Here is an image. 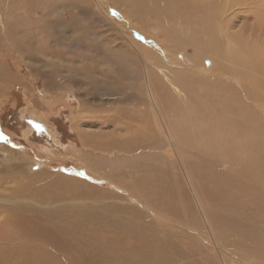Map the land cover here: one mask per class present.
Here are the masks:
<instances>
[{
	"label": "rangeland",
	"instance_id": "obj_1",
	"mask_svg": "<svg viewBox=\"0 0 264 264\" xmlns=\"http://www.w3.org/2000/svg\"><path fill=\"white\" fill-rule=\"evenodd\" d=\"M109 1L107 7L114 11L116 8L114 2ZM246 1L225 0L227 7L224 3L219 6L216 0H209L207 3L211 9L209 11L211 15L215 14L210 19L212 22L210 21L211 30L209 31L212 38H210L209 50L206 49V52H203L206 54L209 52L205 54V57L202 54V45L199 50L197 48L199 44L191 45L192 36H186L185 31L184 35L180 33L181 25L172 27V30H179L177 46L170 48L177 53L166 51L168 49L164 44H162L163 55L158 53L163 62L164 57L167 56L168 60L163 63L164 66L169 64L167 68L170 67L173 71L183 74L182 78L186 82L179 80L180 85L184 87L185 84L188 85L187 92H190L188 105L180 104V100L176 101L174 97L171 101L165 102L164 109L173 113L174 108L178 117L181 118L179 119L188 126L185 127L189 131L181 136L187 141L186 144L181 138L182 147L184 153L190 157L192 173L199 186L198 193L203 200L208 219L210 222L213 221L212 224L219 226V231L218 226H215L216 233L218 236L222 235L223 244L229 249H235L232 239H236L238 243L243 241V244H240L241 248L245 247L244 243L248 246L264 244V9L260 6L264 0H250L248 4ZM13 3H17V6L14 4L15 7L12 8ZM79 3L81 4L78 6L74 4L72 7L67 0H12V4L11 0H0V8L8 10L7 12L14 17L18 16L21 19V12H26L32 27V31H26L25 35L27 37L24 44H27L28 48L25 45L13 47L12 50L7 49V42L4 40L5 47L0 50V61L9 64V74L15 79V82L5 91L0 90V194L17 196L13 195L11 198L16 199H9L7 202L0 200V264H170L172 250L178 255L180 252L181 255L190 254L191 264L195 261L203 264H212L215 260L218 262L216 253L209 247L207 249L203 246L206 242L202 245L197 237H189L187 233L190 234L191 231L182 234L171 228L174 231L173 234L170 229L159 228L158 223L147 213L148 211L138 205L140 202L146 207L145 209H155V214L165 213L167 217L173 219L172 221L191 225L196 233L200 232L207 238L209 236L205 228L206 224L201 220L202 215H200L196 198L193 197L194 194L190 188L185 185L183 180L185 178L181 177L182 170L179 172L176 166L172 168L168 159L163 158V161L160 156L158 158L165 166L155 171H151L154 167L150 168L151 166L145 165L142 160H135V164H130L131 156L138 155L133 141L130 142L132 150L125 151L127 153L122 151L123 154L119 155L112 154L111 144L114 142L118 144L116 134H113L116 132L113 129L118 128L115 127V123L114 126H110L111 123L105 125L102 123L104 121L99 116L107 108L106 106L104 108L103 104L97 100L106 101L115 93L109 88L117 86L106 85L103 75L101 78L97 76V73H101L97 67H101L102 62L94 64L91 73L76 68L72 69V72L67 71L69 67L65 65L78 62L76 55L73 54L78 50L90 52L101 60L110 56L116 62L121 59L118 58L119 52L115 49L114 52L110 48H114L118 41L108 40L102 45L100 41L95 44L83 41L80 46H77L73 41L75 36L72 31L82 25L86 27L89 24V29L88 26L86 29L90 32V38H94L98 32L102 39L104 36L111 35L110 32L103 30L104 24L96 20L93 1L86 0ZM122 4L124 10L128 7L130 12L142 8L138 0H122ZM75 5L81 9L80 13ZM50 7L54 9L51 19L44 10ZM60 10H63L62 14L66 22H70L68 24H72L70 26L74 29L71 30L69 27V31H64L65 29L53 27L51 33L58 32L63 36L57 40L49 39L44 44L42 41L45 37L37 35L42 31H38L41 23H33L31 19L54 20L56 25L59 15L56 13H60ZM131 13L133 14L129 16L130 19L134 18L133 15L138 17L140 11ZM221 14L224 16L221 17ZM23 20L24 18L21 19L22 23ZM74 21L77 22L72 23ZM219 21L222 23L219 24ZM135 23L140 22L137 20ZM47 24L52 25V23ZM217 24L220 27H217ZM76 25H78L77 28ZM215 28L216 31H214ZM124 32L126 37L134 36L133 40L139 43L149 42L154 46L157 44L153 38L141 31H136L138 34L134 35L133 31L124 28ZM147 33L156 35V32L152 33L149 30ZM160 36V40L165 42L162 35ZM180 38L187 39L190 46L185 49V42H180ZM22 39L20 40L23 41ZM28 39H32L33 45ZM219 45H222L221 48ZM29 47L34 52L28 53L29 50L31 51ZM54 51L57 57H53ZM9 52L12 54L10 55ZM51 56L54 58L52 62L57 63L60 59L58 63L60 65L63 63L61 66L56 65L59 68L56 71L49 67V65L52 66ZM175 61H179L180 64L177 62L179 65H175ZM122 67H125L124 63ZM198 67L207 69L209 72L205 75L203 72L199 73ZM127 71L124 68L122 72L126 77H128ZM0 78L7 81L5 78ZM109 82L112 84L111 80ZM120 88L128 89L129 87ZM58 93L62 94H60L61 97ZM64 101L69 107L62 104ZM85 108L93 111L92 116L91 112L84 110ZM96 108L97 112H95ZM111 109L114 111L118 109V106ZM84 113L88 115L85 118L82 117ZM171 113L168 114L169 117ZM94 114L96 116H93ZM39 117L42 118L38 119ZM82 119L86 121L83 122ZM94 119H98L97 122ZM131 121L141 125L137 120L131 119ZM127 122L131 124L130 119ZM179 126L183 128L182 125ZM125 132L120 134V137L124 138H121V142L127 140L129 142L133 136L126 135ZM209 133L212 138L209 137ZM152 134H147L143 139L151 143L153 137L150 139L149 135ZM100 145L102 149L98 147ZM103 148L108 150L106 156L100 152L104 150ZM101 155L103 160L100 159ZM80 156H83L82 159H79ZM92 158H95V161ZM124 158L126 163H123ZM106 165L110 168L114 167L109 169ZM175 169L177 173L174 172ZM147 170L149 173H146ZM159 172H163V175L158 174ZM173 172L176 177L172 175ZM99 174L101 175L98 176ZM138 179L139 186L148 190L140 196H144L145 200H138L139 195L130 189L132 181ZM109 182L115 185L114 188L109 186ZM153 187L162 188L157 189L159 197L157 194L155 197L147 196ZM116 189L124 193L130 192L136 197L137 200H134L136 202L114 199L113 192ZM71 208L75 209L74 213L70 212ZM22 209L23 212H20ZM86 213L91 216L94 214L92 225L87 223L77 225L76 235L66 231L67 227L79 222L82 215ZM112 218L120 219L122 226H114L106 220H112ZM39 224H48L49 227L42 228ZM158 231L162 233L154 242L151 239L155 235L151 232ZM258 239H261L260 243L256 241ZM263 252L264 247L263 251H258L261 255ZM214 262L213 264H216Z\"/></svg>",
	"mask_w": 264,
	"mask_h": 264
},
{
	"label": "bare ground",
	"instance_id": "obj_2",
	"mask_svg": "<svg viewBox=\"0 0 264 264\" xmlns=\"http://www.w3.org/2000/svg\"><path fill=\"white\" fill-rule=\"evenodd\" d=\"M67 1H69L70 4H71V5L68 4L69 6L74 7L73 6L74 4H76L78 6L79 4H81L79 2L86 1V0H71V1L70 0H67ZM89 1L90 2L93 1L94 5H95V12H94L95 14H94V16L97 18L96 20L102 22L104 24V27H105V28L103 27L104 28L103 30L105 32H107V33L110 32L111 35L110 36H107V37L104 36V39H102L100 33L98 32V33L95 34V36L92 33L93 34L92 37L94 36V38H90V32L88 30L89 29V24L87 25L88 26V29H86L87 26L85 27V25L84 26L82 25L81 27H78V28H77L78 25H76V28L77 29H74V27H73L74 31H72L73 32V35L75 36L73 38L74 43L77 44V46H80L83 41H87L88 44H95L96 42H99L100 41L101 42V45L104 44L108 40H110L112 42L118 41V44L115 45L114 48H110V49L112 51H114V49H115L116 52H119L118 58H121V59L115 62L113 60V58L109 56V57L104 58V59L101 60L97 56L93 55L90 52H87L85 50H80V51L78 50V51L73 52V54L76 55V58H77V61L78 62H76L75 64L71 62L72 64L65 65V67H67V66L69 67L68 69H66L65 67H63V68H65L67 71L68 70H71V72H72V69L76 68V69H81V70H83L85 72L91 73L92 72V69L94 67V64H98V63L102 62L101 63V67H97L98 71H100L102 74L101 73H97V76L99 78H101L102 75H103L105 81L107 82V83H105L106 85L108 84L110 86H117V87H114V88H109L111 92L114 91L116 94L114 93L113 95H110L109 98L106 101H100L99 99L97 100V102L99 101V103H102L103 104V107L106 106V108H107V109H105V111L102 112L103 114L101 113L100 116L97 113L99 117H102L101 119L104 121L102 123H104V125L111 123L110 126H114V123H115V127L118 128V129H113L116 133H113V131L111 132L113 134H116L115 137L118 140V144H116L112 140V142H114V144H111L112 145L111 146V150H113V153L112 152L111 153L114 154V155H116V154L119 155V154H123V153H121L122 151L125 152L127 150H132V147L130 145V142L133 141V142H135V148H137L138 155L137 156H131V160L132 161L130 162V164H135V162H134L135 160H142L145 165H150L151 166L150 168L154 167V169L151 170L149 168V170H151V171L154 170L155 171L156 169L161 168V167L163 168L165 166V164L158 158L160 156L162 160H163V158L168 159V162L170 163V165L172 166V168L176 166L175 168H177V170H179V172L182 170L181 173L183 174V176H181V177H182V179H183V177L185 178V179H183L185 181V183H186L185 185H187L188 188H190V191L194 195L192 193L191 194L193 195V197L195 196V198H196L195 200L197 201V204L199 206V210H200V213H201L200 215H202L201 220L205 222L204 223V224H206L205 228H207V234L209 236L207 238V237H205V235H202L200 232L199 233L198 232L196 233L195 230H194V228L191 227V225H188V224H185L184 225L183 223L180 224V221H172L173 219H171L170 217H167V215L165 213H163L162 215L160 213L155 214L156 213V211H154L155 209L154 210L153 209L152 210L151 209H145L146 207H144L140 202L138 203V205L140 207L144 208V210L148 211L147 213L151 216V218L154 221H156L158 223V227L159 228L160 227H165V229H170L173 232V234H174V231L171 228H174L178 233L180 232L182 234L191 231L192 233H190V234L187 233L190 238L191 237L192 238L193 237H197L198 242L200 241L202 245H203L204 242H206V245H203V246L206 247V248L209 247L210 250H212L214 253H216V255L218 256V259H219L218 262H216V260H215V262L212 261V264H213V262L216 263V264H264V252H263L262 255L258 253V251H263L264 244H260V245L258 244L257 246H253V245H249L248 246V245H246L244 243V246L245 247L241 248L240 244H243V241H241V242L239 241V243H238V241L236 239H234V240L232 239V241H233L232 244H233V247L235 249H229L227 246H225L223 244V240H222V237H221L222 235L220 233H219L220 234L219 236L217 235V233H216V229L217 228L216 227L218 225L212 224L211 222H213V221L211 220V222H210L209 219H208V216H207V213H206V209L204 208V205H203V202H202L203 200L200 199V195L198 193L199 192L198 191L199 186L195 182V176L192 173V167L193 166L191 167L190 157H189L188 154H185L184 153V148L182 147V143L183 142L181 141V138H182L181 136L186 135L185 133L189 131L186 128L188 126H187V124H185L183 122V120H180L181 118L178 117L177 111L174 108H173V113H171V111H170V113L172 114L171 117H169V115H168L170 113L168 111H166V109H164L165 102L166 101H171V99L174 98V97H175V100L176 101H178V99L180 100L179 101L180 104H186V105H188V103H187L189 101L188 95H189L190 92H187V86L188 85L186 86V84H185V87H184V85H180V83H179V80L182 81V82H186V81H184V78H182V75L183 74H181V73H179L177 71H173L172 69H170V67L167 68L166 66H169V64L166 65V66H164L163 63L164 62L166 63L167 60H168L167 59V56L164 57V59H163L164 62H163L161 60V57L159 56L158 53H161L162 54V52H164L163 51L164 48H162L163 47L162 44H164V46H166V48L168 49L166 51H171L173 53H177V51H174V49L172 51L170 48L173 47V46H175V47L177 46V43H178L177 39L179 38V36H178L177 33L179 32V30H172L173 29L172 27H174V25H177V26L178 25H181L182 28H181V32L180 33L182 35H184V31H185L186 32V36L187 35L189 37L192 36L191 37L193 39L192 42H191V45L192 46L193 45L196 46V45L199 44L197 46V48L199 49V47L202 45L201 46V49L203 50L202 51V54L205 57V54L206 53H203V52H206V49L209 50V43L211 41L210 38H212V36L210 37V31H209V30H211V23H210L211 20L210 19H211V16H213L215 14L214 13L213 15H211V13L209 11V10H211L210 7H208L209 4L207 5V3H209V0H138V3L142 6L141 10H136L135 9V10H133L131 12L140 11V14L138 15V17L135 16V15H133L134 18L131 17V19L129 18V16H132L133 13H131L128 10V7L124 10V7H123L124 5L122 4V0H112L114 2L113 4H115V7H116L114 11L113 10H110L107 7L108 2H110L109 0H89ZM249 1L250 0H247L246 3L248 4ZM224 2H225V0H216V4H218L219 6L223 5ZM210 3H212V2H210ZM11 4H12V0H11ZM14 4L16 5L17 3H13L12 8L15 7ZM216 4H215V6H216ZM224 4L227 5V3H224ZM8 5L10 6V2L8 3ZM63 5H64V3H63ZM77 6H76V9L80 13L81 9H79V7H77ZM260 6L264 9V3H262ZM47 7H49V6H47ZM227 7H228V5H227ZM12 8H11V11H12ZM3 9L0 8V23H1L0 24V50H2L3 47H5L4 40L7 42V45H6L7 49H9V48L11 49V48L16 47V46L17 47H23L25 45L27 47V44H24L25 38L27 37V36L25 37V35L27 33L26 31H32V27L29 24V22H30L29 16L26 14V12H23L22 13L21 12L22 10H20V12H21V14H20L21 19L24 18V20H23L24 22L22 23L21 22V19H19L18 16L17 17H14V16H12L10 14V12L9 13L7 12L8 10H5V9L3 10ZM44 10L48 13L49 18L51 19L52 18L51 17V14H52V11H54V9H51V7H50V8H44ZM62 12H63V10L62 11L60 10V13H56L57 15L59 14L58 15V19H56V25H55L54 20H50L49 21L48 19H41V18L31 19V21L33 23H38V24L41 23L40 28L38 26V29H39L38 31L42 30L41 31L42 33L40 32L42 35H40V33H37V35L39 34L38 37H41V36L42 37L43 36L45 37L43 39V41H42V42H44V44H46L49 41V39L57 40V39H59V37H62L63 36L60 33V32H62L61 30L59 32L60 34H58V32L57 33H51V28L58 27L59 29L61 28L62 30L65 29L64 31H66V30H68V29L71 28L72 24H68L70 22H66V20L64 18V15L62 14ZM222 16H224V15L221 14V17ZM218 17H219V15H218ZM92 19H93V17H92ZM137 20L140 23H138V24L135 23ZM75 22H77V21H74L72 23H75ZM25 23H27V24L25 25ZM47 23H52V25L51 24H47ZM177 23H180V24H177ZM221 23H222V21H221ZM221 23L219 21V24H221ZM218 26L220 27V25L217 24V27ZM124 28H128L131 32L133 31L134 32L133 33L134 35L138 34L136 31L143 32L144 34H146V36H149L150 38H153L156 41V43H157L156 46H154L153 43H149V42H145V44L144 43H141V42L139 43V42L133 40V37L134 36L133 37L130 36L129 38L126 37L125 34H124L125 33L124 32ZM73 29L71 28V30H73ZM36 30H37V28H36ZM148 30H149V32L151 31L152 33L153 32H156V35H149L147 33ZM214 31H216V28H215ZM223 31L225 32V30H223ZM35 33H36V31H35ZM160 35H162V37L166 40L165 42L163 40H160L161 39V36ZM83 37L85 39H83ZM21 38H23L22 39L23 41L20 40ZM139 38H141V37H139ZM29 40L32 41V39H28V41ZM186 40H184V38H182L180 40V42H185V49H186V47L190 46V44H188V42ZM37 41H39V40H37ZM144 41H145V39H144ZM199 41H200V43H199ZM142 42H143V40H142ZM216 44H218V43H216ZM32 45H33V41H32ZM34 45H37V44H34ZM221 46H220V48H221ZM29 48L31 49V51L28 49L29 50L28 53L29 52L32 53V51L34 52V50H32L31 47H29ZM226 49H227V47L225 48V50ZM11 50H8V51H11ZM24 50H26V49H24ZM211 50H214V49H211ZM228 50H230V49H228ZM19 51H21V50H19ZM107 52L109 53V50ZM222 52H225V51L222 50ZM208 53L209 52H207V54ZM9 54H10V52H9ZM49 54L51 55V52H49ZM53 54H54L53 57H57L55 51L53 52ZM220 54H222V53H220ZM227 55H228V53H227ZM188 56L191 59L190 55H188ZM224 56H225V53H224ZM53 57L51 59V62L54 59ZM28 58L30 60V57H28ZM0 59H1V57H0ZM6 59H7V57H6ZM11 59H13V58H11ZM57 60H58V58H57ZM57 60H55V61H57ZM59 60L57 61V63L59 62ZM191 61H192V59H191ZM43 62H44V60H43ZM73 62H74V60H73ZM177 62H179V61H177ZM177 62L175 61V65H179L180 64V62H179V64ZM53 63H55V62L53 61L52 62V66L49 65V67L53 71L54 70L55 71L58 70L59 68L56 65H60V63H58V64L55 63V66H53ZM122 63L125 64V67H122ZM136 63H138V64H136ZM62 64L63 63H61V65ZM255 64H256V62H255ZM8 65L9 64L3 63V62L0 61V77L5 78L7 80V81H4L3 79L0 78V85H1L0 86V90L1 91H5L12 83L15 82L14 77H12L9 74L10 69H9V66ZM36 65H38V64H36ZM103 65H104V67H103ZM214 65H215V62H214ZM126 66L129 68L128 71H127V67ZM60 68L62 69V67H60ZM124 68H126V71L128 73V77H126L125 74L122 73ZM37 69H38V67H37ZM211 69H213V68L211 67ZM211 69H209V70H211ZM60 70H59V72H60ZM197 70L199 71V73L203 72L204 75L209 72L207 69H204L202 67H198ZM12 72H14V71H12ZM36 72L37 71H35V73ZM43 73H42V75H44ZM38 75L40 76L41 75V72ZM70 75H72V74H70ZM50 77H52V76H50ZM50 77H49V79H50ZM47 78H48V76H47ZM47 78L45 77V79H47ZM53 78H55V77H53ZM45 79H44V81H47ZM109 80H111V83L112 84H110ZM67 85H68V83H67ZM120 87H129V88L128 89H124V88H120ZM69 88H70V86H69ZM13 94H15V93H13ZM60 94H59V97H61V95H62V94L61 95ZM75 94H76V92H75ZM63 97H64V95L62 96V98ZM58 100H60V99H58ZM68 101H69V99H68ZM61 102H63V99H62ZM52 104H54V102ZM62 104H64L65 106H68V104L65 101ZM98 106H97V108H98ZM115 106H118V109H116V110L113 111L111 108H114ZM50 107H51V105H50ZM54 108H55V106H54ZM97 108H96V111L95 112H97ZM29 109H30V107H29ZM29 109H28V111H30ZM49 109H51V108H49ZM86 109L87 108H85L84 110H86ZM81 111H83V110L81 109ZM88 111L91 112V116H92L93 111H90V109ZM167 112H168V114H167ZM45 113H47V111ZM85 113H86V111H85ZM95 114L93 116H96ZM43 115H44V113H43ZM78 115L80 116V112H78ZM86 115L87 114L82 115V117L84 116V118H85ZM79 116H77V117H79ZM89 116H90V114H89ZM90 117H88V119ZM40 118H42V117H39L38 119H40ZM78 119H81V118H78ZM88 119H87V121H88ZM129 119H130V122H131L130 125L127 122V120H129ZM131 119H134L135 121L136 120L139 121L141 125L136 124V122L135 123H132ZM94 120H96V119H94ZM97 120H96V122H97ZM82 121L85 122L86 119H85V121H84V119H82ZM120 122H122V123H120ZM86 125H88V124H86ZM179 125H182L183 128L180 127ZM98 126H99V124H98ZM124 130L127 131L128 133L125 132ZM88 131H90V130H88ZM123 132H125L126 135H130V136L133 135V136H131V139H129V142H128V140L126 142H121V140H122L121 138H123V137H120L121 136L120 134L123 133ZM151 133H153V134L152 135H149V136H150V139H152V137H153V140H152L151 143H147L143 139V137H146L147 134H151ZM155 134H158V135L155 136ZM209 135H210L209 137L212 138V136H211L210 133H209ZM149 136H148V138H149ZM207 136H208V134H207ZM106 137L109 138L108 136H106ZM203 138H205V137H203ZM113 139H114V137H113ZM105 140H107V139H105ZM182 140L184 142H186V144H187V141H185L183 138H182ZM200 140L201 139H199V141ZM140 142H141V144H138ZM97 145H99V144H97ZM107 145H108V143H107ZM98 147L100 149H102L101 148V145L98 146ZM100 149H98V151ZM103 149L104 150H101L100 152H101V154L103 156H106V151H108V150L105 149V148H103ZM78 152H79V150H78ZM74 153H75V151H74ZM125 153H127V152H125ZM125 153H124V155H125ZM109 154H108V156H109ZM91 155H93V154H91ZM124 155H123V157H124ZM83 156H80L79 159L81 157H83ZM103 156H102V158H100L101 160H103ZM84 157H86V156H84ZM86 159H88V158H86ZM92 159L94 160L95 158H92ZM92 159H91V162H93ZM118 160H119V157H118ZM119 161H121V160H119ZM123 161H125L123 163H126L125 158H124ZM91 162H90V165L92 164ZM114 162H118V161H114ZM100 163H104V162H100ZM106 164H108V163H106ZM130 164H129V166H130ZM111 165H114V164L111 163ZM118 165H119V163H118ZM106 166H108V165H106ZM114 166H116V164ZM114 166H112V167H114ZM108 167H109V169L112 168V167L110 168V166H108ZM86 168H89V167H86ZM172 168H171V170H172ZM177 170L175 169L174 172L177 173L176 172ZM174 172H173L172 175H174ZM105 173H107V172H105ZM146 173H149L148 170L146 171ZM162 173L159 172L158 174L163 175ZM166 173H167V171H166ZM171 173H172V171H171ZM95 174H96V172H95ZM100 175L101 174H99L98 176H100ZM168 176L169 175H167V177ZM91 177L93 178V176H91ZM97 178L100 179V177H97ZM107 179H108V175H107ZM100 180H102V179H100ZM170 180H168V181H170ZM173 181H174V178H173ZM175 181H176V179H175ZM119 182H121V181H119ZM127 183H130V182H127ZM142 183H144V182H142ZM109 186L114 188L115 185L112 182H109ZM130 189L131 190H134L136 192V194L139 195L138 200H145L144 199V196H142V197H140V196L144 193V191L148 192V190L147 189H144V188H141L139 186V179L137 181L136 180H133L132 181V184L130 186ZM157 189H159V188L153 187L149 191V194H147V196L149 195L151 197H155L156 194H157V196L159 197V194L157 192ZM161 189H159V190H161ZM163 190H165V189H163ZM113 193H114V199H116V200H131L132 202H136L134 200H137L136 197L134 195H132L130 192H125L124 193L123 191H121L119 189L118 190L116 189L115 192H113ZM13 195L15 196V194H13ZM13 195L12 194L11 195H3V194H0V200H3L5 202H7V200H9V199L14 200V199H16L15 197H17V196L11 198ZM74 210L71 208L70 209V212L73 211V213H74ZM20 212H23V209ZM68 215H71V214H68ZM93 215L91 216V215H89L87 213L86 214H83L82 215V219L79 222H76L75 224L72 223L74 225L71 226V227H67L66 228L67 230L66 229L65 230L68 231V232L70 231L72 233V235H74L76 233V231H77V225L80 226L81 224H84V223L91 224L92 222H94ZM62 217L64 218V216H62ZM68 217H70V216H67V218ZM58 218H60V217H58ZM96 219L97 218H95V220ZM106 220H109V223L112 224V225H114V226H116V225L117 226H122L121 224H123L120 219H114V218H112V220L111 219H106ZM58 221L56 223H58ZM263 222H264V219H263ZM63 223L66 224L65 222H63ZM39 226L42 227V228L43 227H49L48 224L47 225H40L39 224ZM69 226H70V224H69ZM62 227H64V226H62ZM111 228H112V226H111ZM255 229H256V227H255ZM218 231H219V226H218ZM247 232H249V231H247ZM151 233H153L155 235L154 238H152L151 240L154 241V242H156L158 240V238H159V235H161L162 232L161 231H158V232H151ZM236 235H238V234H236ZM181 236H183V235H181ZM256 236H257V234H256ZM261 239H258L256 241L258 243H260V240ZM171 252H173L174 255L172 254V256L169 259L170 264H191L192 263L191 255L190 254L187 253L185 255H181V252H180L179 255H178L174 250H172ZM213 256H214V254H213ZM215 258H217V257H215ZM193 264H203V263L202 262L200 263L198 261H195Z\"/></svg>",
	"mask_w": 264,
	"mask_h": 264
}]
</instances>
